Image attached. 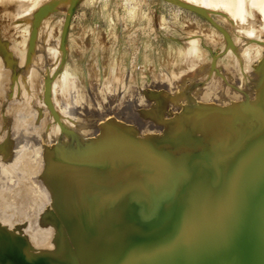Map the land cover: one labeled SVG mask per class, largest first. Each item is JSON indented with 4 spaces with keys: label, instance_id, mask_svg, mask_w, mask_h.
I'll return each mask as SVG.
<instances>
[{
    "label": "bare ground",
    "instance_id": "6f19581e",
    "mask_svg": "<svg viewBox=\"0 0 264 264\" xmlns=\"http://www.w3.org/2000/svg\"><path fill=\"white\" fill-rule=\"evenodd\" d=\"M24 1L28 3L21 11L36 16L35 9L45 0ZM61 1L55 0L54 10ZM179 1L219 12L228 22V38L214 28L210 34H199L216 43L226 40V61L223 69H217L201 49L200 38L193 36L176 72L177 77L195 69L184 86L186 102L178 116L164 120L168 110L173 111L169 86L152 96L153 102L140 95L118 112L133 117L134 107L150 103L142 126L153 123V132L138 131L133 125L116 131L112 116L99 114L104 125L111 126L108 134L114 132L105 136L104 126L93 124L96 117L92 122L86 119L90 105L73 94L70 74L65 73L62 91L71 96L68 101L61 97L59 105L74 125L53 141L46 127L49 112H34L27 105L25 109L26 99L15 93L18 83L5 80L0 155L6 159L0 156V219L21 232L26 251L35 248L41 257L37 253L33 260L21 261L18 256L26 249L22 242L4 249L0 234V264H139L138 259L142 264H181V260L264 264V0ZM74 2L65 0L64 10H71ZM55 52L49 57L40 52L36 65L30 67L28 61L25 64L27 57L18 59L23 68L19 73L26 75L37 93L42 82L39 68L43 72L53 68L61 55ZM95 131L97 144L92 142ZM50 169L59 176L50 177ZM55 201L67 228L66 240L57 235L59 230L54 240L52 226L57 220L45 219ZM175 244L179 253L173 256ZM236 254L237 259L231 257Z\"/></svg>",
    "mask_w": 264,
    "mask_h": 264
},
{
    "label": "rangeland",
    "instance_id": "374dc122",
    "mask_svg": "<svg viewBox=\"0 0 264 264\" xmlns=\"http://www.w3.org/2000/svg\"><path fill=\"white\" fill-rule=\"evenodd\" d=\"M1 1L0 93L3 92V94L0 95V116L2 114L1 105L6 101V91L2 88L5 80L8 83H18L15 86V93L21 94V97L26 99L22 103L24 108L27 105L34 112L42 113L44 110L49 112L47 113L49 121L46 119V127H48L49 135L53 141L58 140L61 134L71 132L70 128L74 125L72 117H66L67 113L62 111L59 105L61 97L68 101L71 96V93L66 96V93L62 91L65 85V73L70 74L73 94H78L90 105L88 112L84 113L86 119L92 122L96 117L97 119L93 122L94 126L97 128L104 126L105 136L112 137L114 132L108 134L111 126H114L116 131H118V127L124 130L126 126L131 127L133 125L138 131L144 132L148 128L150 132H153L155 130L153 123L148 122L147 127L142 126L143 113L150 109L152 96L167 86L173 91L170 93L173 111L168 110V118L164 120L170 121L178 116V110L184 107L182 102H186L188 89L184 86H188L195 69L182 72L177 77L176 74L178 73L176 72L182 67L183 61L186 59V52L190 50L193 36L200 38L201 49L209 53L206 58L212 60V64L217 69H223L224 61H226L225 50L223 49L227 41L224 39L223 43H216L206 36H199V34H210L214 28L222 36L228 38L229 33H231V26L228 22L220 17L219 12L209 13L198 6L187 5L179 0H75L71 10H64L65 0H62L63 2L61 1L59 4L60 7L55 10L53 9L55 0H45L38 6V9H35L36 16L21 11L28 1L19 0L20 3L18 0L15 3L13 0H9L10 2L8 0ZM6 5L8 6L6 7ZM212 35L214 36V34ZM47 44L50 47L46 49ZM52 46L54 47L52 48ZM5 49L7 50L5 51ZM54 49L59 50L61 55L57 64L48 69L47 72H43L42 67L39 68L41 72L39 80L42 79V82L38 91L40 93H37V89L33 84H30L26 75L19 73V70L23 68L18 59L19 57H27L25 62L26 65L29 62L27 67L34 66L40 52L46 51L49 57L55 52ZM182 49L184 50L183 55H181ZM50 51L52 53L49 54ZM35 55L36 58H34ZM16 62L21 67L20 69H18ZM229 64L231 65V63ZM10 65L14 66L10 69ZM40 76H42L41 79ZM219 76L221 77L220 82L223 83L222 76ZM194 83L198 84V81ZM31 87L33 89H30ZM42 87L46 88L43 90ZM33 91L36 92L33 94ZM36 93L38 103L33 98ZM30 94H33L32 104H30ZM140 95L147 96L145 100L150 102L149 105L144 107L143 104L139 103L138 109L134 107L136 114L133 117L124 114V112L118 114L122 108L125 109L130 103H135V99ZM27 101L29 104H26ZM148 106L150 107L148 108ZM99 114L111 115L113 118L112 125L110 127L104 125ZM182 118L183 123H186L187 116L183 114ZM68 119L72 120H70L71 123ZM122 120L125 124L122 123ZM97 134L98 132L95 131L92 138L93 144L99 143L96 141ZM158 134L160 133L157 131ZM0 156H2V160L6 159L4 154ZM61 168L65 169L66 173L72 174L67 166H61ZM63 169L60 177L64 175ZM49 176L57 178L59 173L51 170ZM57 198V195H54V199ZM60 212L55 201L50 204L47 215H45L46 220H52V218L57 220L53 226L51 225L52 231H55L54 240L57 230H59L57 235L61 233L63 240L68 239L67 228L64 219L59 216ZM80 214L81 218L84 219L83 213ZM82 228L84 229V225ZM20 233L14 228V225L0 219V234L4 237L2 244L4 249L9 245L11 247L17 241L22 242L26 248V242L23 241ZM149 245H151V241ZM26 250L27 248L18 256L21 261L33 260L37 253L38 257H41L40 252H36L37 249L35 248ZM147 250L151 251L150 246ZM172 252L173 256L179 253L177 244L174 245ZM136 256L139 258V254ZM231 257L237 259L239 255L236 254V256L232 255ZM138 263L142 264L141 259H138ZM181 264H186V261L184 263L181 260Z\"/></svg>",
    "mask_w": 264,
    "mask_h": 264
}]
</instances>
